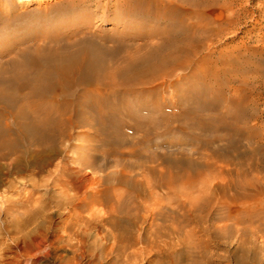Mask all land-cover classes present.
<instances>
[{
	"label": "bare ground",
	"instance_id": "bare-ground-1",
	"mask_svg": "<svg viewBox=\"0 0 264 264\" xmlns=\"http://www.w3.org/2000/svg\"><path fill=\"white\" fill-rule=\"evenodd\" d=\"M123 6L127 14L145 18L157 29L145 34L126 29L127 35L116 41L94 34L65 42L53 37L0 61V198L12 207H27L26 216L15 217L8 226L22 234L30 250L42 253L41 244L52 227V202L68 220L64 233L49 246L61 238L86 245L92 219L100 214L123 247L162 245L168 252L182 251L180 260L190 264H264V177L250 174L257 164L247 160L233 169L227 156L218 164L220 149L210 155L194 151L197 157L172 150L141 171L122 168L94 180L80 168L64 175L57 183L61 191L35 209L29 199L13 198L23 190L21 180L40 189L59 166L69 167L59 158L67 142L79 136L74 135L76 128L91 127L107 140L106 106L119 99L123 88L146 85L177 71L192 82L183 86L187 93L181 96L179 111L163 112L169 121L164 122L166 128L159 130L158 122L151 123L142 136L144 143L163 134L196 136L214 125L218 113L206 116L200 105L242 107L255 102L253 92L258 88L253 83L262 73L248 76V65L238 61L241 52L236 58L228 52L218 57L213 49L227 20L224 11L218 12L217 0H132ZM185 12L193 19L187 20ZM234 13L239 21L240 11ZM192 64L196 68L186 73ZM234 70L242 76H235ZM209 75L216 82L207 84ZM96 109L99 114L91 113ZM236 124H229L236 136L230 151H245L250 160L251 151H258L252 145V129ZM88 164L84 159L82 166ZM94 184L103 188L91 200ZM149 218L151 227L144 230ZM211 239L224 246L216 258L207 249Z\"/></svg>",
	"mask_w": 264,
	"mask_h": 264
},
{
	"label": "rangeland",
	"instance_id": "rangeland-1",
	"mask_svg": "<svg viewBox=\"0 0 264 264\" xmlns=\"http://www.w3.org/2000/svg\"><path fill=\"white\" fill-rule=\"evenodd\" d=\"M130 1L132 0H0V61L11 60L18 55L19 50L36 43H47L53 37L65 42L85 34H94L116 41L127 35L126 29L130 32L142 31L143 34L149 29L156 30L157 26H150L147 19L125 12L123 5ZM217 1L218 12L224 11L227 20L221 39L213 49L218 51V57H225L228 52L236 58L238 52H241L238 61L248 65L250 69L246 74L250 76L255 71L262 73L259 80L253 83L258 88L253 92L255 102L242 107L211 103L200 105L206 116L218 113V121L214 125L208 126L196 136L182 132L163 134L144 143L141 141L142 136L149 131L151 123L158 122L159 130L166 128L164 122L168 120L164 119L163 112L171 114L180 109L181 96L187 93L183 86L192 82L182 77L181 71H177L175 75L155 79L146 85L139 84L127 90L123 88L117 95L119 99L106 106V129L110 130L108 139L102 140L91 127L76 128L74 135L79 136L67 142L65 154L59 158L65 159L70 164L69 167L59 166L40 189H32L21 180L19 185L23 186V190L19 194L15 193L13 198L29 199L32 201L30 207L35 209L45 200L49 201L52 193L61 191L57 183L64 175L75 173L80 168L92 180L122 168L138 172L146 166L156 165L160 157L172 150L190 152L197 157L199 155L193 154L194 151L210 155L220 149L218 152L222 156H218V164L227 156L231 159L230 166L233 169L235 163L247 160L257 164L250 169V174L264 177V0ZM237 10L241 13L239 21L234 13ZM187 14L184 13L187 20L190 17L193 19L192 15L188 14V18ZM195 64L185 72L191 74L192 69L196 68ZM221 66L218 65V70ZM233 74L238 78L242 76L235 70ZM209 76L207 84L216 82ZM154 87L158 88L157 91L153 90ZM132 89L136 93L128 92ZM145 98L147 103L144 102ZM91 113L99 114L97 109ZM119 113L122 115L119 116ZM234 121L241 127L249 126L252 129V145L258 151H251L253 155L250 160L244 154L245 151H230L236 136L234 138L229 124ZM175 124L179 125L180 122L177 120ZM194 127L196 125H190L191 129ZM218 135L221 140H218ZM236 140L239 141L238 138ZM118 141H121V146L115 150ZM84 159H88L89 164L83 167ZM105 185L113 186L111 183ZM97 186L94 184L91 187V200L96 199L98 196L95 192L98 193L103 188V185H99V188ZM53 204L50 202L49 207L50 210H55L52 227L46 234V241L41 244L43 252L36 253V250H30L22 234L15 233L8 226L15 217H25L27 207H12L0 198V264H190L180 260L182 251L168 252L162 245L145 247L141 243L123 247L118 238L110 234V227L104 225L100 214L92 219V226L86 234V245L77 243L74 239L68 241L61 238L53 246H49L58 234L64 233L65 220H68L67 215L60 214ZM98 207L103 208V205L98 204ZM150 222L149 218L144 224V230L150 229ZM58 226L60 229L57 231L55 229ZM223 248L214 239L207 241V249L213 251L214 258Z\"/></svg>",
	"mask_w": 264,
	"mask_h": 264
}]
</instances>
